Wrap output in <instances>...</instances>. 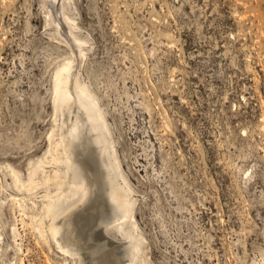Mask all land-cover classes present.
Wrapping results in <instances>:
<instances>
[{
    "label": "rangeland",
    "instance_id": "obj_1",
    "mask_svg": "<svg viewBox=\"0 0 264 264\" xmlns=\"http://www.w3.org/2000/svg\"><path fill=\"white\" fill-rule=\"evenodd\" d=\"M66 2L80 65L45 0H0V172L27 183L51 170L54 84L76 65L110 129L147 264H264V0ZM6 180L0 264H72L35 228L43 191Z\"/></svg>",
    "mask_w": 264,
    "mask_h": 264
},
{
    "label": "bare ground",
    "instance_id": "obj_2",
    "mask_svg": "<svg viewBox=\"0 0 264 264\" xmlns=\"http://www.w3.org/2000/svg\"><path fill=\"white\" fill-rule=\"evenodd\" d=\"M66 1L60 0V8L58 0H45L44 5L50 25L72 48L80 65L84 44L63 14ZM76 72V65L66 64L54 84L52 100L59 118L55 133L48 138L55 148L51 170L39 165L41 177L34 175L27 183L21 182L14 170L6 174L3 170L0 184L5 186L9 176L12 185L8 186L16 193L30 196L43 191L41 198L37 194L42 202L35 228L39 237L48 238L72 264H147L131 216V190L114 155L110 129L87 91L76 85ZM113 229L124 237V244L112 242Z\"/></svg>",
    "mask_w": 264,
    "mask_h": 264
}]
</instances>
